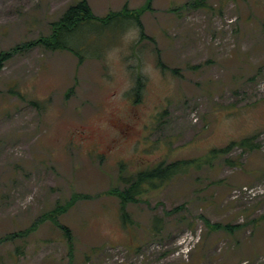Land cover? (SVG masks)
<instances>
[{"label": "rangeland", "instance_id": "rangeland-1", "mask_svg": "<svg viewBox=\"0 0 264 264\" xmlns=\"http://www.w3.org/2000/svg\"><path fill=\"white\" fill-rule=\"evenodd\" d=\"M77 1L0 0V264H264V0H151L145 37L86 25L67 37L80 56L13 50ZM87 1L99 17L147 3ZM253 135L255 149L209 158ZM194 159L145 184L124 225L106 193L125 186L121 163ZM73 193L58 216L70 243L45 215Z\"/></svg>", "mask_w": 264, "mask_h": 264}, {"label": "trees", "instance_id": "trees-1", "mask_svg": "<svg viewBox=\"0 0 264 264\" xmlns=\"http://www.w3.org/2000/svg\"><path fill=\"white\" fill-rule=\"evenodd\" d=\"M151 0H147V3L139 8V9H129L127 6H124L122 9L118 11H113L108 13L106 16L99 17L94 14L87 0H80L71 5H69L61 17L52 22V31L48 35H43L37 40L26 42L22 45L16 46L13 50H19L21 47H29L34 44L42 45L43 47L49 50H69L73 53L80 56V50L76 49L73 46L68 45L67 37L71 34H76L81 28H84L86 25H91L92 28L96 27L99 33H104L108 29H124L127 27L136 26L140 29L141 37H145L144 33V25L141 21L142 13L150 7ZM192 5L198 7L204 5V0H196ZM10 51H1L0 53V64L10 58ZM82 57V56H81ZM162 64V63H160ZM166 65H163L165 68ZM143 82L141 79H138L136 85L133 87V97L136 102H139V98L141 95V87L143 86ZM13 92V91H12ZM15 94H20L19 91H14ZM70 92V91H69ZM23 97V95H21ZM33 104L39 106L38 101H31ZM255 135L244 137L241 140L232 141L226 147L219 149H212L210 151L209 158L215 157L217 154L224 153L228 151L230 148L234 147H242L243 149H255L257 144L255 143ZM201 160H178L164 165V162H161L155 166L137 171L136 173H131L129 175L124 176V168L125 165L123 163L120 164V176L119 180L122 181L125 186L123 188L113 187L106 191L108 194L115 195L119 198V209L120 216L124 223V225H128L130 221V213L127 210V206L129 203H135L140 201L141 196L143 195L145 188V184H149L150 186H157L159 184L168 180H171L180 170V165L182 164L184 167H189L190 165L197 163L199 165ZM183 167V168H184ZM81 193H73L70 199L64 203V205H58L52 212H49L45 215V218H49L54 224H56L59 228L62 229L67 239H69L71 243L72 234L70 228L67 225L62 224L58 216L61 213H64L69 208H71L79 198L84 197ZM157 220V219H156ZM159 222V219H158ZM207 224H209L208 220H205ZM214 226L218 227L220 225L214 224ZM224 229L232 230L231 225H224ZM26 231V230H25ZM24 231V232H25ZM20 235V232H14L12 234L7 235L4 238H15Z\"/></svg>", "mask_w": 264, "mask_h": 264}]
</instances>
